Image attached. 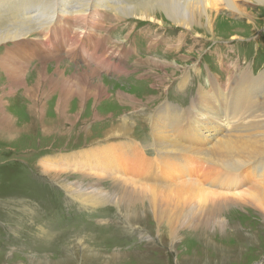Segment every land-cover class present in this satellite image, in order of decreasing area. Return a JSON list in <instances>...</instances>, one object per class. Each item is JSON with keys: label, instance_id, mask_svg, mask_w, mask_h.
Instances as JSON below:
<instances>
[{"label": "rangeland", "instance_id": "1", "mask_svg": "<svg viewBox=\"0 0 264 264\" xmlns=\"http://www.w3.org/2000/svg\"><path fill=\"white\" fill-rule=\"evenodd\" d=\"M135 1L119 0L117 11H105L101 21L100 34L107 37V47L123 44L131 48L125 54L122 71L103 69L105 72H102L98 64L93 65L80 56L69 58L62 50L53 53L41 51L26 71L25 84L31 86L34 83L35 68L39 69L46 62L48 80H42L41 90L50 94L43 95L41 103L33 105L22 86L10 95L3 94L9 92L11 85L0 69V102L5 104L4 115L0 114V126L4 125L3 130L0 129V264H43L44 261L58 260L64 256L72 239L83 235L88 237L87 243L96 249L100 246L127 254L118 258L117 262L105 264H264V210L261 206L256 208L249 197L246 200L250 201H239L235 196L237 204L216 207L217 213L229 222V228L223 234L213 232L206 235L205 231H199L188 236L187 232H183L175 245L172 242L163 244L161 235L149 230L150 221L144 224L146 229L124 231L120 227L121 216L115 208L76 201L51 175L54 171L75 175V178H83L82 175L87 174L94 180L105 172L111 177L142 183L144 180L138 178L148 179L150 170H154L162 182L169 181L174 186L196 182L206 190L211 189L226 197L233 195L215 190L210 179L216 175L226 180L237 172L214 170L200 158H189L187 155L183 157L186 158L184 161L165 158L167 160L162 165L157 158L148 117L165 105L176 120H183L185 115L188 116L186 110L198 95V89L210 91L213 85L216 93L221 92L222 105L233 97L231 92L236 76L251 73L253 77L264 72V15L261 12L264 6L251 5L247 10L256 16L253 17L256 27H251L244 17L238 18L234 13L218 9L213 32L209 35L201 29L195 31L194 28L175 26L166 18H162L159 24L156 20L125 17L123 11L133 6ZM99 18H95V22L98 23ZM21 26L26 27L20 25L19 29H22ZM7 29L10 33L15 32L14 27ZM234 36L237 38L232 39ZM28 38L43 41L36 33L33 38L32 33ZM11 45L12 42L0 44V57ZM45 47L48 51L52 49L49 42ZM148 59L176 63L177 67L160 69L150 65L146 61ZM15 61L22 63L23 57L18 56ZM113 61L118 62L116 59ZM58 67L62 69V75L55 70ZM91 68L100 70L98 77L90 76ZM73 77L85 85H103L107 96L102 97L99 103L85 101L81 104L78 96L74 95L58 106V114L55 109L59 92L61 88L71 86L67 83ZM211 81L215 84H210ZM260 87H244L235 96L248 112L258 113L264 105V101L261 104L258 99L261 98ZM118 94L125 95V98L119 97V100ZM229 102L233 110L235 103ZM223 113L231 117L228 123H242L234 120V114L226 106L220 109V114ZM120 117L134 123L132 132L115 139L103 138L110 124L117 125ZM196 118L199 120L201 113ZM173 125L168 124L169 132H172ZM227 125L220 129V134L230 129ZM203 140L197 139L192 145L206 148L208 145ZM260 156L251 163L263 161L264 164V155ZM45 164L53 170L46 172ZM177 164H188L191 172ZM245 168L248 169L247 166ZM170 172H173L172 176L168 175ZM239 174L246 176L241 172ZM248 176L251 177L250 184L237 186L232 193L247 191L253 185L251 183L257 181L262 183L264 190V177ZM103 187L110 188L107 183ZM225 190L228 191V188L225 187ZM140 252L142 257L138 256ZM89 264H101V259Z\"/></svg>", "mask_w": 264, "mask_h": 264}, {"label": "bare ground", "instance_id": "2", "mask_svg": "<svg viewBox=\"0 0 264 264\" xmlns=\"http://www.w3.org/2000/svg\"><path fill=\"white\" fill-rule=\"evenodd\" d=\"M50 1L52 3L48 4L49 2L47 3L45 0H0V29L2 30L0 31V44L12 42V45L0 57V69L4 72L5 77L9 79L11 85L9 92H4L3 94L10 95L13 90L22 86L25 90V96L33 101V105L35 102L41 103L40 99L43 98V95L50 94L48 91L41 90L42 80H48V76L45 75L46 62L42 63L39 69L35 68L36 79L34 83L31 86L25 84L26 71L31 67V62L37 60L41 51L53 53L56 50H62L63 53H66V56L69 55V58L80 56L93 65L98 64L100 67L98 69H102V72L112 69L118 72L122 71L125 68V54L131 51L130 47V49L126 48L123 44L118 45L120 48L118 46L114 48L107 47V37L100 34L102 17L106 15L105 11L107 13V10L116 12V5L119 0L115 2L114 0ZM251 5L264 6V0H136L133 6L123 11V15L125 17L133 16L140 20H156L159 24H161L162 18H166L167 21L175 26L194 28L195 31L201 29L211 35L216 23L215 19L218 16V9L220 8L228 11L229 14L238 15V18L244 17L245 21L251 23V27H256V22L253 18L256 16L251 15L249 11L247 12ZM261 12L264 15V10ZM97 17H100L98 23L95 22ZM20 25L26 27L23 28L21 26L22 29H19ZM8 27H12V29L14 27L15 32L10 33V30H5ZM31 33L32 38L36 33L43 41L41 39L29 40L28 37ZM204 34L198 35L207 38ZM234 38L236 39L237 37H232V39ZM48 42L51 44V51L46 50L45 44ZM18 56L23 57L22 63H16L15 60ZM114 59L118 60V62H114ZM97 60H99L98 63H96ZM146 61L160 69H166V67L174 69V67H177L176 63L172 64L171 62H158L153 59ZM55 70L62 75V69L58 67ZM98 71L100 70H97V68H91L89 69V74L90 76L98 77ZM171 74H173L172 71ZM76 79L73 77L67 83L71 85L70 87L61 88V92L58 95L57 108L55 109L58 114H60L58 106L66 98L74 95L78 96L81 104L85 101L87 103H99L102 97L107 96L103 85L99 84L94 87L89 83L85 85ZM98 80L100 81V77ZM213 83V81L210 82V84ZM233 86L235 87L232 88V99L222 102V105L220 102L221 92L220 94L216 93L214 85L211 86L210 91L198 89V95L195 100H191V107L186 110L188 116L186 117L185 115L183 120H176V116L165 105H162L163 107L159 111L149 114V117L147 116L153 134L157 158L162 163L168 157H171L172 160L184 161L186 158L183 157L187 155L189 158L191 156L200 158L206 164L208 163L207 165L212 166L214 170L218 168L225 173L229 171L237 172L231 178L228 176L226 180H224L225 178L222 180L221 176L215 177L216 175L210 179L212 181L211 185H213L215 190L230 192L233 194L230 197H226L222 193H216L211 189L206 190L196 182L177 186L172 185L169 181L162 182L163 180L161 181L154 170H150L148 179L138 178L144 180L142 183H138L137 180L111 177L105 172L101 173L102 170L100 171L101 175L94 180H92V176L87 174L85 176L89 179H86L84 175H82L83 178H75V175L59 171H54L51 175L61 183L66 192L71 197H74L76 201L81 203L88 202L98 207L107 205L115 208L121 216L120 227L124 231L146 229L144 224L150 221L152 225L149 230L159 233L163 244L172 242L173 245H175L174 242L181 237L183 232H187L188 236L199 231H205L206 235L213 232L223 234L225 229L229 228V222L217 213V206L224 205L228 207L237 204L235 196L239 201H245L246 197H249L256 208L261 206L264 210V190L261 182V184L258 181L254 182L255 184L251 183L253 185L249 186L247 191L232 193L235 187L240 185L248 186L246 184H250L249 181L251 179H249L250 176L248 174H254V177L258 179L264 177L263 161L251 163L258 156L261 155L260 157H262L264 155V105L261 106L258 113L256 111L248 112L246 106L238 102L235 97L244 87L252 89L253 87L261 86V92L259 93L261 98L258 99L259 101L261 100L262 104L264 101V72L261 71L253 77L251 73H245L240 77L236 76ZM119 97L125 98V95H119L117 98L120 100ZM229 101L235 103L232 105L233 110L230 108ZM218 105H221V107L219 108ZM224 106L230 110L232 115L234 114V120L242 121V123L237 124L238 121L228 123L231 117L229 115L224 116V113L223 115L220 114V109ZM4 108L5 104L0 102V114L2 115L5 113ZM224 111L226 110L224 109ZM198 113H201L199 120L196 118ZM243 119L244 121L246 120L245 123H243ZM116 123L117 125L110 124V127L106 130L107 134L103 138L111 137V139H115L116 137L125 136L130 134L134 128V123L127 121L123 117L118 118ZM170 123H174L172 132L167 129ZM226 125L230 129L220 134V129L226 127ZM0 127L3 130L4 125ZM197 139H205L203 141H206L208 146L206 148L193 146L192 143ZM118 144L120 143L118 142ZM106 165L109 166V164ZM44 166L45 168L47 167V170L45 169L46 172L53 170L49 165L45 164ZM177 166H181V168L187 167L188 171L191 172L188 164H177ZM246 166L248 167L247 170ZM109 171L113 172L114 170ZM240 172L246 176L239 174ZM172 174L173 172H170L168 175L172 176ZM231 180H233V184H230ZM104 183H107L110 188H104ZM218 184H221L219 186L222 187H218ZM225 187L228 188V191L225 190ZM87 240L88 237L86 235L76 236L68 244L63 257L51 262L43 260V264H89L90 262L100 261V259L101 264H105L117 262L119 261L118 258L127 256L126 253L118 252L117 250H107L100 246L96 249L90 246ZM205 240H208L206 236ZM174 250L178 252L176 248ZM138 256L142 257L141 252L138 253Z\"/></svg>", "mask_w": 264, "mask_h": 264}]
</instances>
